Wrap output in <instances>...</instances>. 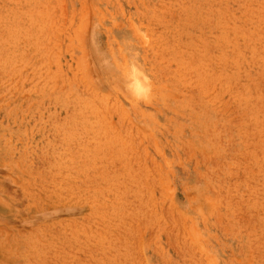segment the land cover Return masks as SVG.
<instances>
[{"label":"rangeland","instance_id":"374dc122","mask_svg":"<svg viewBox=\"0 0 264 264\" xmlns=\"http://www.w3.org/2000/svg\"><path fill=\"white\" fill-rule=\"evenodd\" d=\"M0 264H264V0H0Z\"/></svg>","mask_w":264,"mask_h":264}]
</instances>
